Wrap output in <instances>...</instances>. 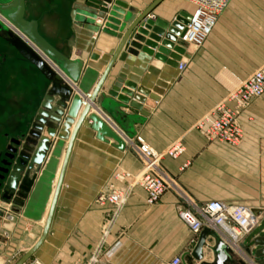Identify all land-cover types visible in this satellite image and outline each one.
<instances>
[{
	"label": "crops",
	"instance_id": "obj_1",
	"mask_svg": "<svg viewBox=\"0 0 264 264\" xmlns=\"http://www.w3.org/2000/svg\"><path fill=\"white\" fill-rule=\"evenodd\" d=\"M119 1L126 8L117 25L102 32L107 14H97L102 25L96 30L85 23L80 13L88 10L75 0H24V18L37 21L39 34L61 54L82 61L80 76L85 69L88 74L80 81L87 94L100 84L93 102L80 92L90 110L75 133L47 234L24 264H91V258L96 259L92 264H169L192 250L196 241L176 216L182 201L172 191L147 205L144 191L134 188L117 214L110 205L97 203L101 192L122 186L114 180L116 171H140V161L125 143L136 137L156 152L182 141L183 154L175 160L163 158L162 166L194 204L247 205L260 216L259 225L237 244L245 264L253 263L244 249L255 250L253 240L264 234V94L238 117L241 139L234 146L207 142L206 124L200 128L198 123L235 81L246 79L264 62V0H231L200 48L183 45L182 72L141 50L119 60L136 15L156 0ZM130 8L137 14L129 13ZM193 9L183 0H159L144 20L171 22L180 12L191 15ZM79 15L83 21L77 20ZM1 24L8 26L0 16ZM94 54L96 60L91 59ZM48 87L38 70L5 41L0 28V166L10 141L24 142L22 136ZM81 113L82 108L69 134ZM90 114L113 129L122 150L111 139L104 143L95 138L87 120ZM67 144L65 140L42 207H27L25 201L16 211L0 200V264H15L39 240ZM9 214L11 221L5 219ZM216 234L233 246L221 232ZM205 242L212 243L209 238ZM203 253L202 260L210 263L212 255L205 248ZM243 259L233 252L230 264ZM185 262L198 264L189 256Z\"/></svg>",
	"mask_w": 264,
	"mask_h": 264
},
{
	"label": "water",
	"instance_id": "obj_2",
	"mask_svg": "<svg viewBox=\"0 0 264 264\" xmlns=\"http://www.w3.org/2000/svg\"><path fill=\"white\" fill-rule=\"evenodd\" d=\"M158 1L156 0L144 13L137 14L131 8L127 10L137 15L125 39L126 48L125 52L119 56L120 61L124 60L126 53L136 55L137 51L141 50L144 54L153 56L171 67H177V62L185 52L180 38L185 32L190 15L180 12L171 22L156 18L144 20ZM79 3L88 10L80 13L86 19L84 21L87 25L98 29L95 23L98 13L107 14L102 32L110 28V25H117L111 22L115 3L113 0H79ZM77 13L79 14V10ZM0 16L8 25H0L5 34V41L24 60L32 64L49 83L30 129L22 136L24 142L11 140L3 155L0 166V200L11 203V207H14L12 210L16 209V211L24 206L25 201H27V207L35 204L42 207L49 192L64 141L68 140L43 232L34 247L15 263L24 264L47 234L75 133L90 110L88 105L82 106V103H86L84 96L80 98V92L87 94L80 77L85 78L88 72L85 69L80 76L82 61L71 60L58 52L39 34L37 21H28L24 18V0H0ZM118 38L122 39L121 36ZM97 58L95 54L91 57L92 60ZM111 64L112 62L108 64L107 69ZM74 83H78L77 88L73 86ZM99 86L100 84L90 93L89 102L94 101ZM80 108L82 113L75 123L73 132L69 134V128L74 123ZM87 120L90 122L89 129L95 133L97 140L108 143L107 139H111L115 142L114 147L122 150L121 140L97 114L88 115ZM54 137L56 140L53 142ZM5 219L12 220L10 214L6 215ZM207 238L212 241L209 245L205 242ZM253 246L255 250L245 248V252L253 258L254 264H264V234L253 240ZM203 248L212 255L210 263L202 260ZM187 256L198 264H230L233 251L218 239L215 231L204 228L198 234L192 250L182 255V264H186ZM239 264L245 263L239 262Z\"/></svg>",
	"mask_w": 264,
	"mask_h": 264
},
{
	"label": "built area",
	"instance_id": "obj_3",
	"mask_svg": "<svg viewBox=\"0 0 264 264\" xmlns=\"http://www.w3.org/2000/svg\"><path fill=\"white\" fill-rule=\"evenodd\" d=\"M183 1L192 4L194 9L180 42L185 46L198 49L211 34L218 16L231 0ZM95 23L98 26L102 25L99 19H96ZM185 66L186 62L180 59L176 68L182 72ZM263 94L264 62L246 79L232 86L226 97L198 123L200 128L206 124L203 132L206 141L236 145L241 139L238 117ZM86 98L89 99L90 94H87ZM85 105V102L82 103V106ZM125 143L140 161L141 169L136 174L124 170L116 171L114 180L122 186L101 192L97 197V203L100 206L108 204L112 207L114 214H117L126 204L134 188L144 191L147 205L155 204L166 191H172L182 201L176 210V216L187 227L195 241L204 228L221 232L224 240L233 244L232 251L241 254L244 263L247 262L237 244L241 238L249 235L259 225L260 216L250 206L225 204L219 201H209L200 206L194 204L162 166L163 158L175 160L183 154L184 144L181 140L171 143L162 152L154 151L140 137H136L134 141L126 139ZM185 166L186 164L182 168ZM90 261L92 264L96 262V259L91 258ZM169 264H181V260L176 257ZM250 264L254 263L250 262Z\"/></svg>",
	"mask_w": 264,
	"mask_h": 264
},
{
	"label": "rangeland",
	"instance_id": "obj_4",
	"mask_svg": "<svg viewBox=\"0 0 264 264\" xmlns=\"http://www.w3.org/2000/svg\"><path fill=\"white\" fill-rule=\"evenodd\" d=\"M126 8V5L125 3L121 2V1H116L114 3V8H113V13H112V18H111V22L113 24H117L118 22V19L120 18L119 14L122 13L123 9ZM77 20L78 21H83V17L81 15H79L77 17ZM236 83L239 82V81H235ZM235 83V84H236ZM233 85V84H232ZM231 85V86H232Z\"/></svg>",
	"mask_w": 264,
	"mask_h": 264
},
{
	"label": "flooded vegetation",
	"instance_id": "obj_5",
	"mask_svg": "<svg viewBox=\"0 0 264 264\" xmlns=\"http://www.w3.org/2000/svg\"><path fill=\"white\" fill-rule=\"evenodd\" d=\"M77 3H79V0H75Z\"/></svg>",
	"mask_w": 264,
	"mask_h": 264
},
{
	"label": "bare ground",
	"instance_id": "obj_6",
	"mask_svg": "<svg viewBox=\"0 0 264 264\" xmlns=\"http://www.w3.org/2000/svg\"><path fill=\"white\" fill-rule=\"evenodd\" d=\"M87 103V102H86Z\"/></svg>",
	"mask_w": 264,
	"mask_h": 264
}]
</instances>
